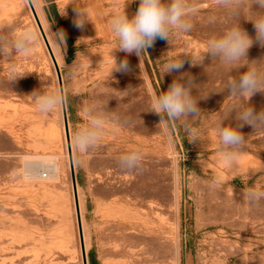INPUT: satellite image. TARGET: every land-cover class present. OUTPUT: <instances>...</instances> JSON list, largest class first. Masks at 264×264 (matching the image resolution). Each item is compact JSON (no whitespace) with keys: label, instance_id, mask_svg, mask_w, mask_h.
<instances>
[{"label":"rangeland","instance_id":"obj_1","mask_svg":"<svg viewBox=\"0 0 264 264\" xmlns=\"http://www.w3.org/2000/svg\"><path fill=\"white\" fill-rule=\"evenodd\" d=\"M32 1L62 72L89 264L92 255L98 264H264V199H247L264 189V131L241 129L245 145L231 169L219 158L216 132L221 122L237 123L235 111L232 120L225 117L241 101L225 86L246 69L208 54L199 63L208 40L236 18L213 0H189L200 6L191 31L170 42L157 38L139 58L113 51L110 30L112 16L125 10L131 18L139 0ZM76 8L90 20L82 28ZM258 12L264 10L246 8L239 20L254 41L248 59L264 64V47L246 20ZM28 27L39 34L35 50L0 56V264H83L62 105L41 114L31 96L59 90L54 65L27 1L0 0V33ZM60 31L64 41L53 36ZM112 55L118 63L126 58L130 70L111 75ZM180 58L183 67L164 74V65ZM183 73L197 85L191 91L201 111L165 131L150 112L151 97ZM96 101L119 119L81 154L74 135ZM249 103L260 111L264 93ZM189 130L199 139L191 141ZM133 148L143 153L140 172L117 163Z\"/></svg>","mask_w":264,"mask_h":264},{"label":"clouds","instance_id":"obj_2","mask_svg":"<svg viewBox=\"0 0 264 264\" xmlns=\"http://www.w3.org/2000/svg\"><path fill=\"white\" fill-rule=\"evenodd\" d=\"M213 2L217 7L227 10L237 22L219 37L208 40L206 51L199 63H202L205 54H208L212 61L218 58L228 67L246 69L241 72L239 78H229L225 86L228 95L241 101V104L233 108L225 117L232 120V113L235 111L234 119L237 123L235 126L232 124L225 126L221 122L216 129L220 145L219 158L225 168L231 169L238 163L245 145V136L241 129L248 125L252 127L253 134L264 131V108L256 111L249 103L255 94L264 93V64L258 63L261 59L251 61L248 59V50L253 46L254 41L241 27L239 20L241 11L246 8L255 6L264 10V0H213ZM199 7L198 4L189 3V0H167V2L139 0L138 10L131 18L125 10L112 16L110 30L116 38V47L113 51H122L128 55L135 53L141 58L157 38L170 42L171 36H179L191 31L193 28L191 18L198 14ZM76 12V26L82 28L85 22L90 20L83 10L76 8ZM246 20L254 24L255 40L260 47H264V12H258L254 18H246ZM53 36L64 41L62 31L53 33ZM38 41L39 34L31 27L11 35L0 33V56L8 59L16 56L28 57L35 50ZM183 64L181 58L169 60L164 65V74L179 71ZM110 65L111 75L114 71L130 70L126 58L118 63L112 55ZM185 76H188L187 84L182 83ZM196 87L193 78L183 73L173 80L166 91L152 95L150 112L161 117L159 124L164 125L165 131L170 122L186 121L187 118L195 119L198 116L201 110L198 107V100L191 91ZM31 96L41 114L54 111L64 100L59 90L47 93L34 91ZM107 104L96 101L85 109L87 122L74 135V145L79 153L84 154L97 147L106 126L119 119L116 114L106 110ZM189 135L191 141L199 139V136L191 130ZM143 160L141 150L133 148L120 155L117 163L122 170L140 172L143 169ZM247 199L250 204L258 203L264 199V189L248 192Z\"/></svg>","mask_w":264,"mask_h":264},{"label":"water","instance_id":"obj_3","mask_svg":"<svg viewBox=\"0 0 264 264\" xmlns=\"http://www.w3.org/2000/svg\"><path fill=\"white\" fill-rule=\"evenodd\" d=\"M26 1L28 3L30 11L33 15L35 23L39 29L41 37L45 43L47 51H48L50 58L52 60V63L54 65V69H55V72H56V75L58 78L59 91L62 93V95L64 97L63 103L61 105H62L63 118H64V127H65V135H66V143H67V150H68V156H69V163H70V169H71V178H72L73 193H74V200H75V208H76V216H77V223H78L81 253H82V261H83V264H89V259H88L87 250H86V246H85V240H84V232H83L82 217H81L79 195H78L77 177H76V171H75V165H74V157H73V150H72V143H71V134H70V128H69L67 103H66V96H65V91H64L62 72H61V68L59 66V63L55 57V54L53 52V49L50 45V42L47 38V35L45 33V30L43 28V25L41 23L39 15H38L36 8L33 4V1L32 0H26Z\"/></svg>","mask_w":264,"mask_h":264},{"label":"trees","instance_id":"obj_4","mask_svg":"<svg viewBox=\"0 0 264 264\" xmlns=\"http://www.w3.org/2000/svg\"><path fill=\"white\" fill-rule=\"evenodd\" d=\"M91 264H98L97 259L93 255L91 256Z\"/></svg>","mask_w":264,"mask_h":264},{"label":"bare ground","instance_id":"obj_5","mask_svg":"<svg viewBox=\"0 0 264 264\" xmlns=\"http://www.w3.org/2000/svg\"><path fill=\"white\" fill-rule=\"evenodd\" d=\"M36 11H37V10H36ZM39 18H40V17H39ZM45 33H46V32H45ZM58 166H59V165H58ZM54 168H56V167L54 166ZM56 169H57V168H56ZM56 169H55V170H56ZM58 169H59V167H58ZM55 172H56V171H55Z\"/></svg>","mask_w":264,"mask_h":264},{"label":"built area","instance_id":"obj_6","mask_svg":"<svg viewBox=\"0 0 264 264\" xmlns=\"http://www.w3.org/2000/svg\"><path fill=\"white\" fill-rule=\"evenodd\" d=\"M44 176H46V174H44Z\"/></svg>","mask_w":264,"mask_h":264}]
</instances>
